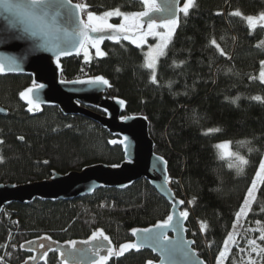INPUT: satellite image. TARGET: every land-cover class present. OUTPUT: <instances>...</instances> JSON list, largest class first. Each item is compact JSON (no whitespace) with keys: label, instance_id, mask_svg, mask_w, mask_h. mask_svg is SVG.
Masks as SVG:
<instances>
[{"label":"trees","instance_id":"1","mask_svg":"<svg viewBox=\"0 0 264 264\" xmlns=\"http://www.w3.org/2000/svg\"><path fill=\"white\" fill-rule=\"evenodd\" d=\"M73 2L88 3L98 15L116 8L124 13L144 10L142 0ZM236 10L242 16L231 15ZM261 12L264 0H194L189 15H180V24L158 60L156 84L143 67L144 51L154 43L153 37L140 47L105 44L104 56L87 46V61L82 52L60 60L63 81L86 73L103 76L111 96L126 103L124 116L146 118L154 151L166 161L172 191L189 212L187 238L195 241L194 250L206 264H216L229 232L236 238L223 264H264V251H260L264 241L258 239L260 231H254L264 228V182L259 181L251 210L233 229L235 213L264 157V102L252 99L264 100L259 78L264 27L252 30L243 18ZM31 86L27 77L0 76V107L7 111L0 116V184L41 182L51 172L64 175L123 161L121 149L110 145L113 138L92 121L63 117L55 108L26 110L19 93ZM209 129L219 131L208 133ZM224 141L231 142L232 153L249 161L247 166H241L235 156L219 157L214 146ZM168 214L167 203L144 180L123 192L99 190L70 202L12 204L0 214V264L26 260L30 264L29 251L41 237H51L42 240L49 245H65L89 239L96 229L103 230L118 249L131 241L132 229L152 226ZM201 223L206 225L204 231ZM253 239L259 247L248 244ZM149 260L156 261L143 251L112 256L106 264H147ZM55 262L50 258L49 264Z\"/></svg>","mask_w":264,"mask_h":264},{"label":"water","instance_id":"2","mask_svg":"<svg viewBox=\"0 0 264 264\" xmlns=\"http://www.w3.org/2000/svg\"><path fill=\"white\" fill-rule=\"evenodd\" d=\"M11 2L23 3V0H11ZM160 2L162 3L163 0H160ZM63 27L67 29L68 33L72 32L71 25L65 24ZM27 28L28 25L22 16L15 12L6 11L3 5H0V63H3L6 68L4 72L0 73V76L27 77L31 79L32 86L34 84L43 85L44 87L36 93L37 99L42 102L40 109L55 108L63 117L79 116L97 124L113 138L110 145L121 149L123 161L118 167L95 164L78 172H69L64 175L51 172L50 177L41 182L22 185L0 184V214L12 204L29 205L34 201L70 202L91 197L99 190L123 192L141 180L147 182L149 187L167 203L170 214L173 211V201L182 199L174 194L170 182L167 184L164 182V176H168L167 164L154 151V143L149 136V124L146 118L142 116H124L126 103L124 102L121 106L119 103L121 100L111 96V86L109 84L60 83L62 80L60 60L79 56L82 50H80L79 55L73 50L70 55H60L57 59L53 48L54 46L60 48L71 47V44L66 42L75 43L79 38L53 32L44 39H39L31 35L30 31H26ZM127 35L129 39H124V34H121L119 40L105 38L99 47L102 50L105 44L116 45L120 42L136 45L132 43L133 39H137L132 31H129ZM88 46L96 52L94 47ZM11 61L15 62L12 64L15 70L8 71L7 67ZM57 64H59V67H57ZM20 102L28 110L27 103L21 99ZM0 109H2L0 116H6L7 111L2 107ZM122 117H128V119H122ZM112 141H115V143H112ZM183 208L184 204L176 205L175 212L177 215L173 220V225L176 226L175 230L169 228L165 232L172 241V246L176 247H179L181 237L183 240L193 241L188 239L186 235L188 217L187 219L179 217V212L183 211ZM177 221H179V224ZM181 228L184 231H181ZM144 235L140 233L133 236L131 232L130 242H142ZM94 243H90L86 248H76V251L73 252L75 258H69V263L92 264V261L98 258L92 256L88 251L81 253L79 250H87ZM51 248L55 249L59 255L61 251L65 253L69 251L62 245H53ZM190 248L194 250V244H191ZM143 251L148 252L155 258L154 264H192V261L197 259L206 264L197 253L196 257L190 258L185 257L179 251L170 256L165 254V258L162 260L159 249L153 251L151 247H143L139 251L129 250L124 254H138ZM39 259L40 255L33 263H37ZM59 260L61 262V256Z\"/></svg>","mask_w":264,"mask_h":264},{"label":"snow or ice","instance_id":"3","mask_svg":"<svg viewBox=\"0 0 264 264\" xmlns=\"http://www.w3.org/2000/svg\"><path fill=\"white\" fill-rule=\"evenodd\" d=\"M0 5H3L4 9L9 12H15L23 17L24 21L27 23L28 28L26 31H30L31 35L38 37L39 39H44L45 37L51 35L53 32L60 34L62 33L65 36L72 35L78 37L75 43L67 41L70 43L71 47L60 48L59 46H54V54L59 59L60 55H70L73 50L76 51V54H80V50H84L85 61L89 59V54L87 51V45H91L96 49L97 56H104L105 53L101 51L99 45L105 39L119 40L121 34H124V39H129L127 33L132 31L133 35L137 39H133L132 43L136 44L137 47H140L145 43V39L148 36H153L157 38V43L149 47L147 53H145V63L143 67L151 70L150 81L153 84L158 83L157 81V59L159 56L164 55V49L167 48L169 42L171 41L174 33L176 32L177 27L180 24V14H183L184 17L189 15V10L194 7V0H183L181 6V0H163L161 3L160 0H142V6L144 11L133 12V13H124L119 8L113 10H106L102 14H96L94 11L89 10L90 5L86 2H73V0H23V3H12L11 0H0ZM231 15L242 16V13L239 10L234 11ZM117 16L123 17V20L119 24L109 23V18ZM249 26L250 29H254L257 25L264 27V12L259 13L257 16L248 15L243 17ZM131 21V24H130ZM69 24L72 26V32L68 33L67 29L63 25ZM146 25V27H145ZM162 29L163 31H158ZM96 34V35H92ZM213 45L216 44L215 40H212ZM259 46V45H258ZM219 49V46L216 45ZM221 54L223 52L221 51ZM14 61H11L7 67L8 71L15 70L12 67ZM261 71L259 73V78L261 83H264V61H261ZM59 67V64H57ZM6 70L5 65L0 63V73ZM60 83H74V84H99V85H108L109 82L103 76H94L87 80H75V81H63ZM110 86V85H109ZM44 87L43 85L34 84L32 87H29L19 93L21 100H24L28 105L29 112H35L40 110L41 101L36 97V93L40 88ZM253 100L261 101L262 97L253 96ZM234 102V101H233ZM121 106H123L124 101H119ZM2 111V109H0ZM122 119H128V117H122ZM70 127V125H69ZM208 133L212 131H219L218 129L207 130ZM207 134V133H205ZM23 139V137H19ZM3 143V141H0ZM115 143V141H112ZM246 143V142H238ZM231 142L225 141L221 142L214 147L220 150H224V155L235 156L239 161L241 166H247L249 161L242 155L238 153H231L227 151L230 148ZM251 151V149H250ZM162 160V158H160ZM2 161V158H0ZM45 163H47L45 161ZM166 163V162H165ZM233 165L229 164L231 168ZM113 167H118V165H113ZM240 171H243V167L240 168ZM257 180L264 182V159H261L259 162V167L255 173V177L252 180L250 187L247 190V194L244 198L243 204L240 206L239 211L235 213L236 221L233 222V229L236 228L237 222L242 216L246 217L248 212L251 210L252 203L255 201L256 197L254 195L257 188ZM165 184L171 182L170 178L164 176ZM193 200L188 201V204H192ZM185 202L183 200L173 201L172 207L173 211L166 216V218L157 221L152 227L142 228V229H132V235L137 236L140 233L145 234L142 242H126L119 245L118 250H114L112 245V240L107 236L103 230L96 229L92 232L88 240L81 241L83 244H90L95 242L92 247L87 250H79L81 253L88 251L92 256L98 257V259L92 261V264H106V262L112 256H122L125 252L129 250L139 251L143 247H151L153 251L159 249L161 252V259L165 258V254L173 255L175 252H181L185 257L194 258L196 257V252L190 248L191 244H194L195 241H179V247L172 246V241L165 234L166 230L172 228L175 230V225H173V220L176 217L175 208L177 204L183 205ZM264 212V208L261 209ZM189 212L187 209L179 212V217L181 219H187ZM179 224V221H177ZM257 225L260 224V221H256ZM206 225L201 223V231H204ZM184 231L183 228L180 229ZM254 231H260V236L258 239L264 241V228L255 229ZM42 240H51V237H41ZM229 241H235L233 232H229L227 237L224 240V250L219 252L217 256V264H221L222 258L225 257L226 250L228 248ZM29 244L33 243L28 241ZM52 243H56L52 241ZM69 246V251L67 253L61 251L60 256L62 257L61 264H69V258L74 259L73 252L76 251V241H67ZM249 245H254L259 247L256 244V240H249ZM21 248L24 245H20ZM37 247L39 249H46L40 254V259H44L48 251H55L51 247H46L45 244L38 243ZM256 247H253V251H256ZM106 251L107 255H100L101 251ZM30 251H35L30 249ZM264 251V248L260 249ZM36 256H31L29 259L35 260ZM24 264H28L26 260ZM147 264H153V261H147ZM192 264H204L201 260H194Z\"/></svg>","mask_w":264,"mask_h":264},{"label":"flooded vegetation","instance_id":"4","mask_svg":"<svg viewBox=\"0 0 264 264\" xmlns=\"http://www.w3.org/2000/svg\"><path fill=\"white\" fill-rule=\"evenodd\" d=\"M88 240V239H87ZM43 243V244H45L46 245V247H51V246H53V245H49V243L47 242V241H40V242H38V243ZM38 243H36V244H33L32 245V247H31V249H34L35 251H29V253L31 254V256H36V257H38L43 251H45L46 249H39L38 247H37V245H38ZM77 244H80L79 242H77ZM76 244V246H75V248H86V247H88V246H81V244L80 245H77ZM62 246H64V245H62ZM114 249H115V246H113V245H111ZM65 247V246H64ZM15 249H16V247H14ZM66 249H69V247H65ZM100 255H107V253H106V251H104V250H102L101 251V253H100ZM54 258L55 259V261H56V263H59V264H61V262H60V255L56 252V251H48V254H47V256L44 258V259H39L38 260V262L37 263H35V264H49V260H50V258ZM95 257V256H94ZM98 258V257H97ZM31 262H30V264H34L33 262H34V260H30ZM69 264H75V263H69Z\"/></svg>","mask_w":264,"mask_h":264},{"label":"rangeland","instance_id":"5","mask_svg":"<svg viewBox=\"0 0 264 264\" xmlns=\"http://www.w3.org/2000/svg\"><path fill=\"white\" fill-rule=\"evenodd\" d=\"M113 20H117V22L118 23H121L122 22V20H123V17H117V16H113V17H111V18H109V22H111V23H113L112 21ZM246 21V20H245ZM247 22V21H246ZM130 24H131V21H130ZM257 27H261V26H259V25H257L255 28H257ZM254 28V29H255ZM253 30V29H252ZM158 31H163L162 29H160V30H158ZM149 37H153V36H149ZM154 38V43L152 44V45H155L158 41H157V38L156 37H153ZM143 45H146V42L145 43H143L142 44V46ZM152 45H147V48H146V50L144 51V60H145V53H147L148 52V50H149V47L150 46H152ZM88 46V45H87ZM89 47V46H88ZM165 50H166V48L164 49V52H165ZM87 51H88V49H87ZM82 53H84V50H82ZM161 56H159L158 57V59H157V63H158V60H159V58H160ZM148 71L150 72V74H151V70L150 69H148ZM264 84V83H263ZM225 142V141H224ZM221 143V142H220ZM217 144H219V143H217ZM216 144V145H217ZM216 150H217V152H218V155H219V157L220 158H222V159H230V158H234V156H227V155H224L223 153H224V150H220V149H217L216 148ZM227 151H230L231 153H232V151H231V149L229 148ZM263 159H264V157H263ZM237 160V159H236ZM238 161V160H237ZM239 162V161H238ZM73 172H78V171H73ZM259 181L260 180H257V185L259 184ZM171 185V184H170ZM7 214V213H6ZM235 237V236H234ZM236 238V237H235ZM76 242H81V241H76ZM231 243H233V241H229V244H228V246L231 244ZM81 244V246H89V244H83V243H80ZM80 244H77V245H80ZM65 247H69L68 245H67V243L64 245ZM114 250H118V249H114ZM227 255H228V250H226V253H225V257H223L222 258V261H221V264H223L224 262H225V260H226V258H227ZM55 264H59V263H56L55 262ZM210 264H212V263H210ZM213 264H215V263H213ZM216 264H217V260H216Z\"/></svg>","mask_w":264,"mask_h":264},{"label":"built area","instance_id":"6","mask_svg":"<svg viewBox=\"0 0 264 264\" xmlns=\"http://www.w3.org/2000/svg\"><path fill=\"white\" fill-rule=\"evenodd\" d=\"M80 77L83 78V79H86V78H89V74H84V75H82Z\"/></svg>","mask_w":264,"mask_h":264}]
</instances>
